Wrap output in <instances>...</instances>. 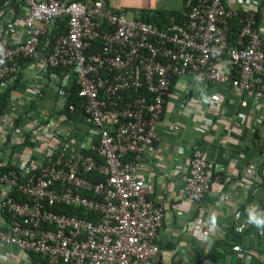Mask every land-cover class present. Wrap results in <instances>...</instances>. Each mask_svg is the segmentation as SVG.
I'll use <instances>...</instances> for the list:
<instances>
[{
	"label": "built area",
	"instance_id": "2783aa9c",
	"mask_svg": "<svg viewBox=\"0 0 264 264\" xmlns=\"http://www.w3.org/2000/svg\"><path fill=\"white\" fill-rule=\"evenodd\" d=\"M187 6L185 25L171 21L157 26L129 18L106 0H6L0 4V89L19 70L21 57L37 60L43 75L52 67L69 68L76 75L81 99L79 106L72 103L69 110H82L92 124L89 141L70 150L68 143L60 150L50 146L40 165L29 167L21 161L20 171H4L6 160L0 162V185L26 196L24 201L10 194L0 199L1 213L11 215L0 224L1 243L41 254V264H146L160 253L158 234L166 211L150 199V184L140 169L142 157L155 147L174 80L195 74L213 84L230 81L236 88L264 89L258 2L189 0ZM241 13L240 32L230 44V20ZM58 19H67L68 31L44 53L42 36ZM21 22L25 35L11 37L10 30ZM65 76L59 77L56 88L64 99L59 117H66L63 108L70 95L71 78ZM241 104L247 106V101ZM7 118L8 114L0 121L8 133L12 127L6 124ZM11 134L12 144L23 143L21 129H11ZM86 173L103 178L93 180ZM217 178L214 162L203 149L195 148L182 193L200 205L192 228L200 242H207L213 219L218 218L208 216L202 206ZM248 180L260 184L264 178L247 168L235 187L245 188ZM220 199L231 200L232 195L223 192ZM57 205L82 207L98 217L69 215L54 210ZM232 248L242 264H249L250 257L240 244Z\"/></svg>",
	"mask_w": 264,
	"mask_h": 264
},
{
	"label": "crops",
	"instance_id": "0c3cea01",
	"mask_svg": "<svg viewBox=\"0 0 264 264\" xmlns=\"http://www.w3.org/2000/svg\"><path fill=\"white\" fill-rule=\"evenodd\" d=\"M158 1L163 5L145 4L144 0H109V4L111 8L123 9L131 18H137L144 9L164 11L169 16L186 14L185 0ZM256 1L261 14L258 28L264 40V14L261 13L264 0ZM233 5L238 6V3L233 2ZM171 21L173 19L167 20L164 25ZM24 35L22 22L10 30L13 38ZM226 64L229 63L226 61ZM226 68L233 70L230 64ZM21 74L20 84L13 94L15 106L8 113L6 124L11 126L13 114L23 113L25 107L35 101L30 118L21 129L30 132L31 138L26 145L11 149L10 143L4 145L7 130L0 121V156L4 155L7 160L14 150L16 161L27 162L29 167L37 166L50 146L60 150L68 143L67 150H70L89 141L92 124L85 112L76 109L73 117L69 116L73 111L65 107L66 117H59L57 112L64 100L56 92L58 79L66 74L71 76L70 73L62 76L52 73L51 79H47L39 62L31 59L21 68ZM242 101H247V106H242ZM157 130L155 147L142 157L140 175L150 184V199L162 205L166 215L158 234L160 253L146 264H242L228 244L232 230L238 233L239 243L236 244L248 253L249 264H262L264 230L245 223V209L252 204L264 208V181L253 184L248 180L242 189L236 188L235 182L243 178L247 168L264 178V89L236 88L230 81L213 84L200 80L195 74H187L174 80ZM93 139L97 141L98 136L94 135ZM197 147L214 162L218 176L202 201L206 214L218 217L215 227L210 226L207 242H200L192 235L200 205L190 202L182 193L187 166ZM13 190L8 185H0V199ZM223 192L231 193L232 199L221 200ZM1 212L0 224L3 225L7 218ZM238 226L242 231L237 230ZM212 252L216 257L208 256ZM42 261L43 256L0 242V264H41Z\"/></svg>",
	"mask_w": 264,
	"mask_h": 264
},
{
	"label": "trees",
	"instance_id": "16d2710c",
	"mask_svg": "<svg viewBox=\"0 0 264 264\" xmlns=\"http://www.w3.org/2000/svg\"><path fill=\"white\" fill-rule=\"evenodd\" d=\"M109 4V0H106ZM189 0H185L186 3V8L184 9V11L186 12V14H181V13H171V16H169L170 14H166V12L164 11H150V10H142L140 12V15L137 17V19H141L144 20L148 23H150L151 25H157V26H164V24L166 23L167 20L173 19V21H176L178 23H182V24H186L187 23V19H188V6H187V2ZM6 0H0V4H5ZM113 8V7H112ZM116 10H120V9H116ZM242 15L239 16H235L234 18H232L230 20V27H229V41L230 44H234L236 42L237 36L240 32L241 26H242V22L240 20V17ZM261 18V14L260 12H258V16H257V27L259 24V19ZM68 31V21L67 19H58L56 21V24L54 27L51 28V30L44 36H42V43H41V48H45V52L50 51L52 49V47L55 44L56 39L58 38V36L62 33H66ZM100 41V40H99ZM100 45V42L97 43V46H95V50L98 49ZM27 61H31V59H29V57L24 58L21 57L19 60V70L15 73H13L11 75V77L9 78L8 82L0 89V120L1 117L8 114L9 112H11V109L13 108V102H12V97L14 94V91L18 88L19 84H20V78L22 76L21 74V68L24 66V64L27 63ZM26 62V63H25ZM52 73H55L58 76H62L63 74L66 73H70V78H71V84L69 87V99L67 104L65 105V109L69 112H71L69 110V105L70 104H74L76 107L79 106L81 104V99L78 96V84H77V79H76V75L74 73L71 72V69L69 68H65V67H60V68H49L48 71L45 73V77L47 79H51ZM35 101L34 103H31L30 105H28L27 107H25V111L23 113H18L16 115L13 114V118H12V122H11V127L13 130L15 129H23L27 120H29L30 117L29 114L30 112H32L31 110L35 107ZM82 111V110H81ZM76 111H73L72 113H69L70 117H73V115H76ZM48 121H44V123L46 124ZM22 132L25 134V139L23 141V143H15L12 144V134H11V129L10 131L7 133V137L4 141V145H8L10 143L11 149L16 150L17 147L19 146H23L26 145L29 142V139L31 138L30 135L31 133L28 131H24L22 130ZM11 150L10 154H9V158L6 160V165L4 166L3 170L7 171L9 169H16L17 171H20V165L19 162L16 161V159L14 158V154L15 151ZM88 153H91L90 151H87ZM92 154H95L92 152ZM7 157L4 158V155L0 156V162H3V160H5ZM34 171L36 173L39 172V168H34ZM86 176H88L89 178L93 179V180H101L103 177L97 173H86ZM11 196L15 197L18 200L24 201L26 200V196H24L20 191H18L17 189L11 191L10 193ZM54 210L56 211H60V212H64L67 213L69 215H78L81 217H91L96 219L98 217V214L95 212H91V211H87L86 209L82 208V207H72V206H64V205H57L55 207H53ZM5 217L7 218V221L10 220L11 215L10 213L5 212L4 213ZM232 240L231 243H228L230 246L233 247V245H235L236 243H239V237H238V233L235 232V230H232ZM228 245V246H229ZM215 249L217 248L216 246L214 247ZM214 249V250H215ZM34 255H38V256H42L41 254H36L33 253ZM208 256L210 257H216V254H214V252L210 253Z\"/></svg>",
	"mask_w": 264,
	"mask_h": 264
},
{
	"label": "clouds",
	"instance_id": "9594fccd",
	"mask_svg": "<svg viewBox=\"0 0 264 264\" xmlns=\"http://www.w3.org/2000/svg\"><path fill=\"white\" fill-rule=\"evenodd\" d=\"M245 223L258 230H264V208H260L255 204L249 205L245 209ZM212 227H215L214 219Z\"/></svg>",
	"mask_w": 264,
	"mask_h": 264
},
{
	"label": "rangeland",
	"instance_id": "374dc122",
	"mask_svg": "<svg viewBox=\"0 0 264 264\" xmlns=\"http://www.w3.org/2000/svg\"><path fill=\"white\" fill-rule=\"evenodd\" d=\"M144 1L146 2L145 4H149V3L152 4V2H154V3H158L159 5H161V4L163 5V2H162V3H159L158 0H155V1H152V0H144ZM160 1H164V0H160ZM142 2H143V0H142ZM164 2H165V1H164ZM165 4H166V3H165ZM130 16H131V15L128 14V17H129V18H131Z\"/></svg>",
	"mask_w": 264,
	"mask_h": 264
}]
</instances>
